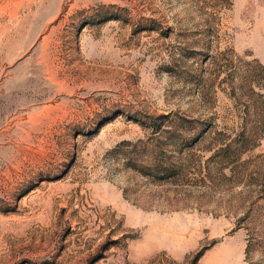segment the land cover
Listing matches in <instances>:
<instances>
[{"label":"rangeland","instance_id":"rangeland-1","mask_svg":"<svg viewBox=\"0 0 264 264\" xmlns=\"http://www.w3.org/2000/svg\"><path fill=\"white\" fill-rule=\"evenodd\" d=\"M259 66L264 0H0V264H264ZM146 120L210 128L179 178L126 165Z\"/></svg>","mask_w":264,"mask_h":264},{"label":"trees","instance_id":"trees-1","mask_svg":"<svg viewBox=\"0 0 264 264\" xmlns=\"http://www.w3.org/2000/svg\"><path fill=\"white\" fill-rule=\"evenodd\" d=\"M264 71V66H259ZM144 129H149L152 139L138 140L134 143L124 142V146H129L126 165L133 171L151 179L154 182H170L179 178L184 167L181 160H173V154L182 156L183 152L198 145L204 139L202 124L190 120H146L137 122ZM205 129V128H204ZM246 124L240 133L229 142H221L214 152L211 160L221 158L222 162L233 159L240 161V156L251 151L257 146V142L251 136L246 135ZM157 134V135H155ZM217 134V133H216ZM223 135V133H218ZM255 163L254 167L257 168Z\"/></svg>","mask_w":264,"mask_h":264}]
</instances>
